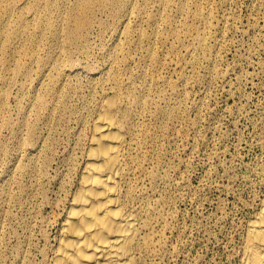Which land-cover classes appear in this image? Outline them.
<instances>
[{
	"label": "rangeland",
	"instance_id": "rangeland-1",
	"mask_svg": "<svg viewBox=\"0 0 264 264\" xmlns=\"http://www.w3.org/2000/svg\"><path fill=\"white\" fill-rule=\"evenodd\" d=\"M67 1L37 0L30 10L0 0L16 2L0 18L2 32L18 17L30 29L0 46V264H42V249L54 243L98 99L93 69L120 41V8L103 0L75 43L60 39L65 73L47 81L58 77L46 63L57 46L47 24L76 2ZM157 1L138 0L137 8ZM165 1L164 20L180 37L134 41L116 57L119 94L134 104L126 119L147 136V158L131 177L138 191L127 196L158 240L142 261L237 264L245 222L264 192V0ZM196 8L210 27L204 49L182 39L203 25ZM40 95L48 106L36 102Z\"/></svg>",
	"mask_w": 264,
	"mask_h": 264
},
{
	"label": "bare ground",
	"instance_id": "bare-ground-1",
	"mask_svg": "<svg viewBox=\"0 0 264 264\" xmlns=\"http://www.w3.org/2000/svg\"><path fill=\"white\" fill-rule=\"evenodd\" d=\"M18 1L22 5L29 3L30 10L37 5V0ZM112 1L120 8L121 16H116L118 24L122 26L120 41L106 63L93 69L100 84L89 123V138L83 150L82 164L77 168V181L64 209L55 219L58 226L55 241L50 245L48 242L42 249V264H143V255H152L157 246L158 240L154 238L151 225L147 221L142 223L140 210L129 206L127 201L129 193L138 191L136 180H131V177L147 158V136L126 119L125 110L134 104L132 98L119 94L115 75L119 70L116 57L134 41L152 45L156 38L173 41L180 35L164 20L165 0L153 3L149 10L147 7L138 10V0ZM16 2H10L9 7H13L14 3L16 5ZM61 2L69 3L67 0ZM103 4V0H76L61 19L48 22L47 28L57 46L48 55L46 63L48 71L58 77L50 76L47 81L56 84L65 73L58 67L62 59L58 49L60 39L66 38L70 43H75L87 28L90 10ZM9 7L0 5V18L8 16ZM183 11V6L177 8L178 13ZM193 18L203 20L202 27H187L182 39L204 49L210 30L206 14L196 8ZM23 23V17H18L8 29L0 30V46L13 44L17 35H29L30 29L24 27ZM144 25H147L149 32L143 30ZM187 51L192 52L190 45ZM25 58L18 63L20 68L26 63ZM121 83L125 84V81ZM36 102L43 108L48 106L43 95ZM133 152L140 155L139 161ZM71 169L68 167L67 171ZM238 257L237 264H264V192L257 210L245 222Z\"/></svg>",
	"mask_w": 264,
	"mask_h": 264
}]
</instances>
